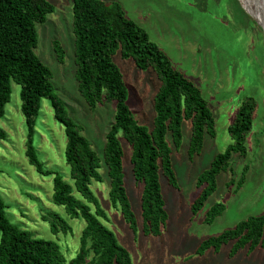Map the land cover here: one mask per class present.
<instances>
[{
	"label": "rangeland",
	"instance_id": "1",
	"mask_svg": "<svg viewBox=\"0 0 264 264\" xmlns=\"http://www.w3.org/2000/svg\"><path fill=\"white\" fill-rule=\"evenodd\" d=\"M54 11L36 23L35 54L52 71L53 90L62 99L68 115L77 123L100 158L101 181L92 180L90 188L106 213L102 222L114 232L117 241L130 254L132 264H264V247L248 252L247 247L230 255L233 241L219 250L196 252L206 237L234 227L250 215L264 213V48L258 23L239 0H114L125 15L144 28L168 56L173 67L200 89L212 111L215 135L204 133L201 151L189 157L191 121L182 122V138L175 146L170 132L166 141L178 186H170L159 170L161 193L168 217L159 235L142 231L141 190L132 172L131 146L121 135L123 182L136 218V231L125 222L118 207L109 199V179L104 162L105 134L114 120V102L102 101L91 109L77 89L74 61L72 0H47ZM110 1V0H104ZM58 40L64 59L59 61L53 45ZM127 88L126 103L134 118L152 128L153 97L160 81L151 67L140 69L132 58H123L117 50L112 56ZM255 100L252 129L246 137L245 156L233 154L230 170L216 177V189L203 207L192 213L191 203L199 192L196 180L214 155L231 143L227 126L240 100ZM20 85L11 81V94L0 117L6 136L0 139V195L6 215L35 237L57 241L65 264L79 248L84 220L70 217L62 205L51 201L53 174H40L25 155L26 124L21 112ZM66 138L63 126L54 118L47 98H41L35 122L33 145L46 169L60 174L72 184L64 159ZM248 164L243 184L234 191L236 181ZM79 196L77 192H73ZM222 202L224 211L211 223H204L206 211ZM48 211L59 213L71 226V232L52 233L42 219Z\"/></svg>",
	"mask_w": 264,
	"mask_h": 264
},
{
	"label": "trees",
	"instance_id": "2",
	"mask_svg": "<svg viewBox=\"0 0 264 264\" xmlns=\"http://www.w3.org/2000/svg\"><path fill=\"white\" fill-rule=\"evenodd\" d=\"M54 6L47 0H0V117L11 94V81L20 85L21 112L27 128L25 155L40 174H53L51 201L62 205L70 217H80L84 227L78 251L68 264H132L129 252L120 245L112 230L101 220L106 217L90 188L92 180L101 181L100 158L92 149L81 127L68 115L62 99L53 90L52 71L35 54L36 23L46 20ZM74 61L77 89L91 109L102 101L114 102V120L105 134L104 162L109 179V199L118 207L125 222L136 231V218L123 182V150L118 135L131 146L132 172L142 183L141 216L144 234L159 235L168 214L161 193L159 170L168 184L177 188L171 150L166 141L170 132L175 146L182 138V122L191 121L189 157L201 151L204 133L215 135L214 117L206 99L193 81L175 69L165 52L150 39L147 31L128 18L121 4L110 0H72ZM57 59L64 52L58 40H53ZM119 50L123 58H132L140 69L151 67L160 85L153 97L154 117L149 130L134 118L126 103L127 88L113 55ZM41 98H47L54 118L63 126L66 144L64 159L72 184L46 169L33 145L35 122ZM255 100L243 97L227 126L231 137L225 149L214 155L210 165L199 173L198 194L191 203L192 213L198 212L216 189V177L230 170L233 154L245 156L246 137L252 129ZM6 136L0 127V139ZM248 164L240 177L227 182L239 189L245 179ZM77 192L76 196L73 192ZM6 204L0 195V264H65L57 241L35 237L20 228L6 215ZM225 209L214 203L205 213L204 223H211ZM52 233L71 232V226L57 212L42 215ZM233 241L229 254L247 247L248 252L264 247V213L250 215L217 235L203 239L198 254L212 248L217 251Z\"/></svg>",
	"mask_w": 264,
	"mask_h": 264
},
{
	"label": "bare ground",
	"instance_id": "3",
	"mask_svg": "<svg viewBox=\"0 0 264 264\" xmlns=\"http://www.w3.org/2000/svg\"><path fill=\"white\" fill-rule=\"evenodd\" d=\"M241 3V6L243 9L254 18V20L258 23V25L261 24V16H262V10H261V0H239Z\"/></svg>",
	"mask_w": 264,
	"mask_h": 264
},
{
	"label": "water",
	"instance_id": "4",
	"mask_svg": "<svg viewBox=\"0 0 264 264\" xmlns=\"http://www.w3.org/2000/svg\"><path fill=\"white\" fill-rule=\"evenodd\" d=\"M261 10H262V16H261V24L259 25V27L262 30V34H263V48H264V0H261Z\"/></svg>",
	"mask_w": 264,
	"mask_h": 264
}]
</instances>
